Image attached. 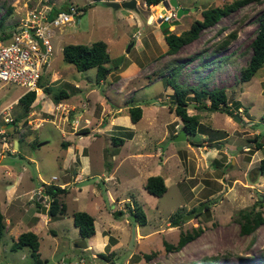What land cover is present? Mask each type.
Masks as SVG:
<instances>
[{
    "label": "rangeland",
    "instance_id": "obj_1",
    "mask_svg": "<svg viewBox=\"0 0 264 264\" xmlns=\"http://www.w3.org/2000/svg\"><path fill=\"white\" fill-rule=\"evenodd\" d=\"M94 1L0 0V19L4 17L0 25V37L20 25L26 14L38 5L60 7L74 3L85 6ZM137 1V10H115L106 3L92 4L84 10L79 22L58 28L50 40L53 52L41 79L42 85L50 88L51 93L47 94L50 98L60 90L67 91L70 97L68 101L75 110L83 103L90 102L91 106L86 115L89 118L92 115L99 116L102 108L99 102L100 99L105 100L104 94L111 106H143V117L134 123L133 129L121 127L118 133H109L124 139V143L106 145V162L105 159L98 160L96 154L92 155L93 165L97 169L101 165L105 169L110 165H118L116 176L119 177V183L113 190L114 195L130 200L122 206V211L128 212V205L136 203L142 206L147 217L146 225H137L141 236L135 239L134 227L124 223L126 217L117 220L111 217L110 225H118L114 234L118 233L121 243V249L114 255V264L122 263L129 252L133 254L127 264H264V223L252 233L243 235L240 232L238 214L239 211L249 210L254 203H258L257 209L264 217V178L253 172L264 156V65L249 81H240V70L251 55L250 42L257 28L255 19L264 9V1L248 4L224 16L215 25L202 30L196 40L181 46L174 54L167 52L168 46L162 33L169 25V30L179 35L194 20L201 18L204 8L222 6L233 0H178L187 13L161 25L150 23L154 19L152 7L159 8L161 5H152L146 9L143 0ZM129 18H136L138 25L132 26ZM138 29L141 34L135 40L133 32ZM97 40L107 43L110 55L107 66L112 69L111 74H107V79L99 83L96 82L95 68L78 71L74 65L66 63L62 58V48L66 44H90ZM132 42L133 46L126 52ZM225 58L227 59L223 61ZM119 61V66H116ZM133 65L138 69L133 68ZM118 73H123L120 81L118 80L122 77ZM172 78L187 88L199 86L205 90L224 89L228 105L234 101L240 102L238 114L233 113L238 115L240 121L223 112L195 109L194 106L200 104L195 100L188 113L198 115L202 130L189 135L187 139L195 146L187 149V141H174L175 137L172 139L171 135L181 124L170 107L173 90L171 86L165 85V81ZM76 83H79L80 89L75 90ZM118 90L122 92L117 93ZM23 91L14 84L1 88L0 109L19 98ZM190 96L193 94L190 93ZM202 102L208 103L206 100ZM230 107L233 108L232 105ZM22 113L23 108L14 103L10 109L12 118H20ZM38 113V106L31 107L28 115L19 119L17 124L5 126L9 142L14 139L23 140L35 134L31 137V146L35 145V148L27 145V148H21L19 156L10 157L8 155L11 154L6 153L3 154L4 158L0 156V198L3 212L6 181H12L20 175L22 183L27 182L35 187L40 185L38 173L45 182H50L52 175H61V162L53 159V154L60 150L59 133L50 121L37 129V119L44 116ZM123 113L128 115V111ZM73 117V114H69V119ZM29 121L31 124H28ZM79 121L84 123V119L79 118ZM256 135L259 136L257 141L262 144L259 150H255V142H252ZM47 140L48 143L37 151V145ZM203 144L202 148L198 147ZM211 144L216 145L213 148L216 150V158L205 164L201 159L202 151ZM23 152L30 154L36 164L25 159ZM112 155L115 156L114 161L111 159ZM7 170L12 176L6 174ZM156 175L165 178L167 187V191L160 197L151 195L144 188L146 179ZM85 183L94 187L97 194L89 188L85 199L80 201L72 200L74 191L64 199L62 196L67 209L64 218L70 217L73 211H86L91 208L95 218L99 220L100 213L94 209V202L99 199L108 211L116 209L117 204L109 202L106 189L98 176L85 177ZM82 185L75 183L74 186L79 188ZM18 200L25 201L22 197ZM202 206L204 207L198 216L182 220L179 226L171 227L170 221L173 217L180 215L181 218L193 213L190 212L192 208L198 209ZM47 207L44 206L43 210ZM129 220L132 223L130 215ZM197 226L202 227V232L196 238L178 251H165L162 244L164 240L175 244L180 232H190ZM69 228L70 223L64 220L61 226V231H64L59 233V239L62 245H66L63 249L65 253L76 252L75 248H80L78 241L73 243L74 236L69 232L67 234L66 230ZM10 235L5 232L0 240V264H31L28 247L13 251ZM45 243L48 240L43 237L39 252L42 259H47L46 264L60 260L64 255L63 251L52 258L47 253ZM106 252H109L108 249ZM145 253L154 255L145 259Z\"/></svg>",
    "mask_w": 264,
    "mask_h": 264
},
{
    "label": "crops",
    "instance_id": "obj_2",
    "mask_svg": "<svg viewBox=\"0 0 264 264\" xmlns=\"http://www.w3.org/2000/svg\"><path fill=\"white\" fill-rule=\"evenodd\" d=\"M130 21H131L130 24L132 26H137L139 23L138 21H136V18H133ZM72 24H76V23H72ZM147 24L149 25V23ZM47 67L48 65L45 66L44 71L46 70ZM133 68L138 69V67H135V65H133ZM118 74L120 77H122L118 80L120 81L123 79V75H121L123 73H118ZM74 86H75V90L80 89L79 83L78 84L76 83ZM133 90H135V88ZM37 92L39 94L37 98H35V101L32 103L31 106L32 107L38 106V112H39L38 115L44 114L43 117L50 121V122L46 121L44 123L49 122L55 125V128L59 133L60 150L59 153L53 154V159H55L56 162L59 161L61 162V168H60L61 175L60 177L56 176L57 179L55 181H59V182L55 183L54 181L51 180V178L55 175H52V177L50 178V182H45L44 180H42V178H40V175L38 173L37 176L40 181V185H37L35 187L34 186L31 187L27 182L22 183V179L20 175L16 176L12 181H6L4 183L6 186V190H5L6 192L3 193L5 199V205H4V212L2 211V209L1 212L4 216L5 232L11 234L10 237L12 239V242L21 233L20 229H25V231L33 232L38 237L39 248H40V242L43 240V237H46L48 240V243H45L47 247V253L51 254L52 258H54L55 255L60 251H63L64 254L63 256H61L60 260H55L51 264H61L63 261L68 262L69 264H114V257H112V259L109 262H100L97 259L98 258L97 254L105 253L107 249L109 252H115V254H117V251L121 249L120 246L121 243L119 240L120 236L118 235V233L114 234L115 231L117 230L115 227H117L118 225L117 224H115L114 226L110 225V221H112L111 217L114 220L121 218L124 219V217H126L124 223H126L129 227H134L135 229L134 239L139 238L141 234L138 232V226L133 225L130 222L128 212L122 211L123 210L122 206H124L127 201H130L129 198L126 197L119 198V197H115L114 195L115 192L113 190L116 189V186L119 183V177L116 176V169L118 165L116 167L110 165L106 169L104 166L101 165V167L99 166V169H97L93 165L92 155L96 154L98 160L101 161L105 159L106 162V153H107L106 145L111 144L112 143L111 138L115 137L114 135L112 134L110 135L109 133L112 132L118 133L121 127H124L126 129L134 128V123L131 122L130 117L126 113H123L124 111H128V109L132 106V104L123 108L117 107L115 105L112 106L108 105V97L106 94H104L105 100L100 99L99 102L100 105L102 106L99 112V116L96 117L92 115V117L89 118L86 115L88 114V109L91 106L90 102L88 104L83 103L79 109L75 110L74 109L75 107L68 101V99L70 98L69 96L68 98L63 99L62 101L55 103L53 101V97L50 98L47 95L50 94L51 91L49 93H46L44 92V90L39 89ZM116 92L121 93L122 91L118 90ZM104 93H106V91H104ZM130 100L131 102H133L132 98ZM59 105L65 108L64 111L62 110L64 114H66L67 110H69V114L78 116L80 120L81 119L88 120L89 125H87L85 129L79 131L78 133L72 131V128L69 127L70 124L62 121V114L60 109H58L56 113H54L55 107H58ZM140 107L142 109V116H141L142 118L144 114L143 106L141 105ZM41 127L42 125L37 127V129ZM176 128H178V125ZM179 129L174 131V133L172 134L177 135L181 131ZM34 135H29L28 137H25L23 140L14 139L12 142L14 148L17 149V152L13 155H8V156L15 157L16 155L17 156L21 155L22 152L21 148H27L28 147L27 145L31 146V143L33 141L31 137ZM188 136L189 135H187L186 139L183 140V141H187V149L190 148L189 146H193V147L195 146V144L188 142L187 140ZM15 141H17V148ZM18 141H20V144L18 143ZM47 143L48 140L45 142H40L37 145L36 150L37 151L41 150V148L44 147L43 145ZM203 146H198V147L202 148ZM202 156L203 157L201 159L204 161L205 164H208L216 158V150L213 148L210 149L209 147H207V149L204 148L202 151ZM23 157L27 159L29 162L36 164L34 158L30 154L27 155L26 153H24ZM114 157L115 156L112 155L111 158L112 161H114L115 159ZM48 163H50V161ZM38 169L39 168L36 165V170L38 171ZM6 174L12 176L11 172L8 170L6 171ZM91 176H98L101 179V183L104 185L106 189L109 202L113 205L117 204V207L116 209L108 211L101 199H99L98 202H94L95 205L94 209L98 213H100V219L97 220L95 218L93 214V210L91 208L86 210L87 213H89L94 219L95 232L93 236L87 239V246L85 248H75L77 249V250L74 249L76 252L69 251L68 253H65L63 249L65 248L66 245H62V241L59 239V233L64 231V230L61 231V226L64 220H66V223L67 222L70 223V228L67 229L66 232L67 234L69 232L71 235L74 236L73 243H76L77 240L79 239L78 228L74 226L72 219V213L74 211L71 213L70 217L64 218V216L67 215L66 212L67 209H66L65 213H63L62 215H57L54 218H50L46 211L47 209L43 210L44 203L43 201L40 202V195L39 197H35L32 196V193L33 191L41 187L43 182L46 183V185L53 184L65 190V193L60 195L61 201H63V199L66 196L68 197L69 195H71L72 191H74L73 194L71 195L72 200L80 201L81 199H85L86 195L88 194L89 188H91V190L95 193V195L97 194V191L94 187L92 188L88 183H85V177H91ZM164 182H165V178H164ZM75 183L80 185L83 184V185L80 186L79 188H76L74 186ZM20 197H22L25 201H19L18 198ZM36 201L39 203V205H37ZM33 206H36V208H34ZM0 207H1V198H0ZM118 211H121L123 214L115 216L114 215L115 212ZM108 225H110L111 227ZM132 254H133L132 252L127 253L126 257L123 258V261L120 264H127V262L129 263Z\"/></svg>",
    "mask_w": 264,
    "mask_h": 264
},
{
    "label": "trees",
    "instance_id": "obj_3",
    "mask_svg": "<svg viewBox=\"0 0 264 264\" xmlns=\"http://www.w3.org/2000/svg\"><path fill=\"white\" fill-rule=\"evenodd\" d=\"M144 3L149 5H157L163 0H143ZM264 0H233L230 3H226L222 6H208L201 11V18L194 20L189 28L177 35L174 32L169 30V25L162 33L165 37V41L168 46L167 52L169 54H174L178 51V49L188 44L198 38L199 33L210 27L215 25L221 18L226 15L233 13L234 11L247 6L251 3H261ZM95 3L105 4L100 0H95L92 3H89L85 6H80L74 3H70L76 5L79 9L83 11L80 17L84 14V10H86L87 6H91ZM42 4V3H41ZM68 4V5H70ZM208 4V3H206ZM46 5V4H42ZM60 7H52V5H48L51 7L50 9V17L56 15L58 11L65 10L67 6ZM4 17L0 19V25H2ZM257 28L256 34L254 38L250 42L251 47V55L247 64L241 68L240 70V81L246 82L249 81L259 69H261L264 65V9L259 13L256 17ZM79 22V20L77 21ZM76 22V23H77ZM163 23V22H162ZM161 23V24H162ZM165 23V22H164ZM160 24V25H161ZM233 35V34H232ZM11 36V32L0 37V40H6ZM227 43L226 41L224 42ZM62 58L66 63L74 65L76 70L84 71L90 68L96 69V82L99 83L101 80L105 79L107 74L111 72V68L107 66L110 62V55L108 52L107 43L102 40L94 41L90 44H66L62 48ZM227 58L223 59L226 60ZM121 61H119L116 66H119ZM171 73H169L170 75ZM42 79V77H41ZM41 79L38 83L40 88L44 87L41 83ZM166 86H171L173 90V94L170 100V107L174 111L175 115L180 119L181 128L180 130H184L187 135H194L197 131L201 132L202 127H200V121L197 114H189L188 109L193 107L192 104L195 100L199 102V106H194L195 109L202 108L210 112H223L228 115H233V113L238 114V109L241 108V104L239 101H234L230 105L227 102V95L224 89L222 88H213L211 90H205L199 86H195L192 88H187L181 84L175 82L172 78L171 80L165 81ZM44 92L49 93L50 88L44 87ZM193 94V96L189 97V94ZM68 93L65 90H60L58 93H55L53 96V101L55 103L62 101L63 99L68 98ZM36 98V93L34 91H30L24 95H22L17 104H19L23 108V113L20 118L13 119V125L17 124L19 119L22 117H26L30 112V108L32 107V103ZM190 100V101H189ZM206 100L208 103H203L202 101ZM234 109V110H233ZM128 115L131 119L132 123H137L142 116V109L139 105L135 104L128 109ZM176 137V134H172L171 138ZM258 135H256L252 142H255L254 148L255 150H259L262 147V144L259 143ZM111 141L113 144H122L124 142L123 139L119 137H112ZM20 144V141H18ZM254 174L256 176H261L264 178V156L259 160L258 165L254 169ZM44 186V194L49 197V206L47 208V213L50 218H54L57 215H62L66 211V206L63 201L60 200V195L65 193L64 189H61L58 186L53 184L43 185ZM145 190L153 196L160 197L166 191L167 187L164 182V178L160 175L149 176L146 179L144 184ZM37 205L39 203L36 201ZM258 203H254L249 210L239 211L240 216V232L243 235H248L256 230L261 224L264 223V217L262 212L257 209ZM128 213L132 217V224L138 226H144L147 222L146 214L144 213L142 206L133 203L128 205ZM197 207H194L190 210V212H194ZM206 209L208 207L206 206ZM123 214L121 211L115 212V216ZM199 213L195 214L198 216ZM73 224L78 228L79 231V239L78 247L85 248L87 246V239L92 237L95 229H94V219L93 217L85 212V211H74L72 213ZM135 222V223H134ZM182 222L180 215L175 216L170 221L171 227H177ZM5 232V222L4 216L1 212L0 207V240L2 239ZM202 232V227L197 226L192 229V231L180 232L178 240L175 244L169 243L167 241H163V247L165 251H178L180 250L186 243L190 242L194 238H196ZM23 247H28L30 251V257L32 258L31 264H46L47 259H42L39 252V240L35 233L30 231L21 232L15 240H13L11 249L13 251L17 249H21ZM156 254V252H153ZM145 253L144 258L150 259L154 254ZM114 252H105L98 253L97 259L100 262H109L112 257H114ZM215 259V258H213ZM62 264H69L68 262H62ZM134 264V263H133Z\"/></svg>",
    "mask_w": 264,
    "mask_h": 264
},
{
    "label": "built area",
    "instance_id": "obj_4",
    "mask_svg": "<svg viewBox=\"0 0 264 264\" xmlns=\"http://www.w3.org/2000/svg\"><path fill=\"white\" fill-rule=\"evenodd\" d=\"M100 1L104 3H120L129 0ZM159 4L161 5L160 12L150 21L151 24L169 22L176 17V10L173 7L166 9L161 2ZM144 5L146 4L144 3ZM50 9L51 7L48 5L34 7L22 19L21 24L11 31V36L8 39L0 40V89L9 84H14L24 90L21 95L30 91H34L37 94V91L41 89L38 83L53 52L50 42L51 38L55 35L58 28L76 23L79 20V15L83 13L76 5L70 4L65 10L58 11L56 15L50 17ZM140 34L141 30H136L133 32V38L138 40ZM14 103H16V99L0 109V156L2 157L5 156L3 155L5 153L13 154L16 152L13 142L8 141L7 129H5L6 125L13 122L10 109ZM60 106L55 107L54 113L60 109L62 119L65 120V123L70 124L72 131L78 133L89 125L88 120H84L83 124L80 123L78 116L69 119V110L64 114L65 108ZM37 120L39 123H37L36 128L42 123L49 121L44 117ZM28 124H31V122L29 121ZM56 179V176L51 178L52 181ZM39 195L43 197L44 206H49L50 200L44 194L43 186L32 193V196L35 197H39Z\"/></svg>",
    "mask_w": 264,
    "mask_h": 264
},
{
    "label": "water",
    "instance_id": "obj_5",
    "mask_svg": "<svg viewBox=\"0 0 264 264\" xmlns=\"http://www.w3.org/2000/svg\"><path fill=\"white\" fill-rule=\"evenodd\" d=\"M162 5L166 8L169 9L171 7H173L176 10V17L180 18L183 14L187 13V10H184L181 6H179L178 4V0H163ZM107 6L111 7L112 9H129V10H137V0H129V1H123V2H107L106 3ZM132 43L129 44V46L126 49V52H129L130 48L132 47ZM234 119H236L237 121H240V118L238 117V115H232ZM187 137V134L185 133L184 130H181L176 137L174 138V141H182L185 140ZM16 142V148H17V141ZM203 146V145H202ZM207 147L209 148H215L216 145L211 144V145H207ZM220 147V145L218 146V148ZM42 199H40L41 202ZM204 206L196 209L193 213H189L188 215L182 216L181 220H188L189 218H193L195 217V214L199 213ZM134 235V233H133Z\"/></svg>",
    "mask_w": 264,
    "mask_h": 264
},
{
    "label": "bare ground",
    "instance_id": "obj_6",
    "mask_svg": "<svg viewBox=\"0 0 264 264\" xmlns=\"http://www.w3.org/2000/svg\"><path fill=\"white\" fill-rule=\"evenodd\" d=\"M152 10H154V12H153V17H155L156 14H158V13L160 12L159 8L156 7V6L152 7ZM150 18H151V17H150Z\"/></svg>",
    "mask_w": 264,
    "mask_h": 264
},
{
    "label": "clouds",
    "instance_id": "obj_7",
    "mask_svg": "<svg viewBox=\"0 0 264 264\" xmlns=\"http://www.w3.org/2000/svg\"><path fill=\"white\" fill-rule=\"evenodd\" d=\"M215 1H216V0H215ZM105 3H107V2H105ZM118 3H119V2H118ZM143 4H144V3H143ZM159 5H160V4H159ZM149 6H152V5H149ZM149 6L144 5V7L147 8V9L150 8ZM128 10H129V9H128ZM21 96H22V95H21ZM21 96H20V97H21ZM20 97H19V98H20ZM19 98L16 99V104H17ZM42 124H43V123H42ZM16 152H17V149H16ZM16 152H15V153H16ZM13 154H14V153H13ZM11 155H12V154H11Z\"/></svg>",
    "mask_w": 264,
    "mask_h": 264
},
{
    "label": "flooded vegetation",
    "instance_id": "obj_8",
    "mask_svg": "<svg viewBox=\"0 0 264 264\" xmlns=\"http://www.w3.org/2000/svg\"><path fill=\"white\" fill-rule=\"evenodd\" d=\"M162 2V1H161ZM178 4H179V2H178ZM179 6H181V4H179ZM160 8H161V6H160ZM162 23V22H161ZM160 23V24H161ZM160 24H158V25H160ZM208 144V143H207ZM43 185H46V183H43L42 182V185H41V187L43 186ZM44 187V186H43ZM40 188V187H39ZM38 190V189H37ZM37 190H35V191H37ZM40 199H42L41 201H43V197L42 196H40Z\"/></svg>",
    "mask_w": 264,
    "mask_h": 264
}]
</instances>
